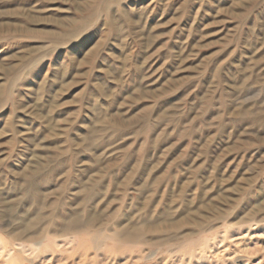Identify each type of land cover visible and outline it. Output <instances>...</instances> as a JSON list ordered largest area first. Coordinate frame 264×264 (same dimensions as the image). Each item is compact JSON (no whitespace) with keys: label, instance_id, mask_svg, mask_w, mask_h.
Wrapping results in <instances>:
<instances>
[{"label":"rangeland","instance_id":"1","mask_svg":"<svg viewBox=\"0 0 264 264\" xmlns=\"http://www.w3.org/2000/svg\"><path fill=\"white\" fill-rule=\"evenodd\" d=\"M0 264H264V0H0Z\"/></svg>","mask_w":264,"mask_h":264},{"label":"bare ground","instance_id":"2","mask_svg":"<svg viewBox=\"0 0 264 264\" xmlns=\"http://www.w3.org/2000/svg\"><path fill=\"white\" fill-rule=\"evenodd\" d=\"M78 225H80L79 221L77 219H74L72 221L71 220L68 221V223L64 226V228H74V227H77ZM123 236L131 237V235L129 234V231L124 232Z\"/></svg>","mask_w":264,"mask_h":264}]
</instances>
